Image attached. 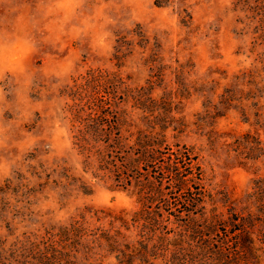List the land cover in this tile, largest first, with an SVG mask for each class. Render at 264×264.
<instances>
[{
    "label": "rangeland",
    "instance_id": "obj_1",
    "mask_svg": "<svg viewBox=\"0 0 264 264\" xmlns=\"http://www.w3.org/2000/svg\"><path fill=\"white\" fill-rule=\"evenodd\" d=\"M48 5L0 0V264H264V0Z\"/></svg>",
    "mask_w": 264,
    "mask_h": 264
},
{
    "label": "clouds",
    "instance_id": "obj_2",
    "mask_svg": "<svg viewBox=\"0 0 264 264\" xmlns=\"http://www.w3.org/2000/svg\"><path fill=\"white\" fill-rule=\"evenodd\" d=\"M85 3V0H49L47 8L48 15H56L61 25L69 22L78 12V10ZM19 47L20 45H15ZM10 46L0 43V64L8 55ZM5 142L4 128L0 126V145ZM9 171V163L7 160L0 159V174Z\"/></svg>",
    "mask_w": 264,
    "mask_h": 264
},
{
    "label": "trees",
    "instance_id": "obj_3",
    "mask_svg": "<svg viewBox=\"0 0 264 264\" xmlns=\"http://www.w3.org/2000/svg\"><path fill=\"white\" fill-rule=\"evenodd\" d=\"M151 141H153V140H151ZM151 141L147 142L144 146L141 145V146H143V152H140L139 156H138V158H139L141 163H145V162L147 163V162H149L152 159V156H151L152 154L151 153L154 152V151L151 150V148H153L154 146H157V144L155 142H151ZM138 145H140V142H139ZM128 170H129V168H128ZM128 179L132 180L133 176H129ZM159 193H160V191L157 188H152L149 191L147 189L146 194H151V196L150 197L148 196V198H145V201H143V204L144 203H149V202L153 203L154 202V198L155 197H159L161 195ZM193 203H197L195 207L201 205L199 202H195V201H192V200L188 201L189 205H191ZM142 216H144L145 218L148 219V216H146L142 212H139V214L137 215V218H139V217L142 218ZM154 217L155 218H153V219H156L157 216H154ZM147 219H145V220H147Z\"/></svg>",
    "mask_w": 264,
    "mask_h": 264
}]
</instances>
